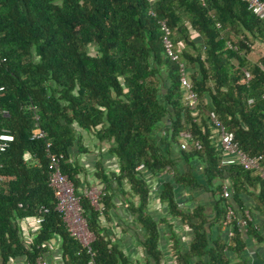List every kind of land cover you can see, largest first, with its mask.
<instances>
[{"label":"trees","instance_id":"1","mask_svg":"<svg viewBox=\"0 0 264 264\" xmlns=\"http://www.w3.org/2000/svg\"><path fill=\"white\" fill-rule=\"evenodd\" d=\"M162 21L177 62L165 56ZM180 65L197 95L193 108L185 101ZM211 112L264 165V20L241 0H0V135L13 136L0 152V264H48L54 239L63 264H88L91 258L95 264H126L101 227L113 206L111 179L118 186L125 180L138 197L132 208L147 230L146 254L161 264L159 223L146 212V177L167 170L174 171L173 182L162 185L159 200L192 233L189 249H179L175 264H204V258L206 264H231L227 252L238 254L243 245L237 220H225L227 208L241 218L248 211V233L264 243L263 226L258 231L254 218L258 213L264 219V183L253 171L220 165ZM37 130L44 137L32 139ZM183 133L191 135L187 150L178 141ZM88 140L95 149L97 142L108 144V155L118 161V174L111 177L101 164L97 171L95 166L103 186L97 188L98 208L83 194L92 188L81 179L85 170L78 160L90 153ZM48 142V152L64 157L60 172L72 183L94 237L92 256L56 209ZM177 158L197 161L198 176L176 172ZM202 185L216 197L212 219L203 206L186 211L176 198L177 189ZM224 186L228 199L221 197ZM243 195L255 197L251 208ZM37 219L33 230L27 221ZM223 225L232 231L229 243L209 232ZM170 238L177 249V235Z\"/></svg>","mask_w":264,"mask_h":264},{"label":"crops","instance_id":"2","mask_svg":"<svg viewBox=\"0 0 264 264\" xmlns=\"http://www.w3.org/2000/svg\"><path fill=\"white\" fill-rule=\"evenodd\" d=\"M194 37H197V35H194ZM180 139L183 143L184 137L182 134ZM107 149L108 144L97 142L95 151H90L88 154H81L78 157L80 166L85 170L84 174H81V179H85L92 187H101L99 180L94 177L95 166L97 171L98 164H101L108 177H111L112 172H115L116 175L118 174V161L114 156L108 155ZM175 153L176 151L174 150V158L176 157L174 155ZM177 159L176 166L174 167L176 172L182 174L193 173L194 176L195 174L198 176V171L194 170L200 168L197 161L186 163L185 161L179 160V158ZM173 175L174 171L167 170L157 175V177H146L147 185L150 188L146 212L159 223L158 250L161 253V264H175L176 253L179 249L182 252L187 251L192 239L191 229L186 224H182L180 219L170 216L167 207L159 200V191L162 185L169 181L173 182ZM111 181L113 206L109 210L108 215L101 218V227L104 230L103 235L110 241V245L117 246L118 250L125 257L126 264H153L147 256L143 245L144 239L147 237V230L137 221V214L132 208L139 204L138 197L131 195L130 186L125 180L121 182V186H118L116 181L112 179ZM213 183L214 185L217 184L215 181ZM211 190L208 186L203 185L194 189H177L176 192L178 194L176 198L178 197L179 206L186 209V211H192L198 206H203L207 218L212 219L214 217L216 197H213L214 194ZM223 190L229 192L227 186L223 187L222 192ZM242 200L245 206L251 208L255 197L253 195H243ZM254 216L258 231L263 226L264 232V219L260 218L258 213ZM238 217L241 218L239 214ZM163 219L166 222H161ZM209 232H212V238L216 239L220 237L224 242L229 243V232L232 231L223 225L220 229L211 227ZM171 233H175L178 237L177 249H175V243L170 238ZM240 242L243 245L240 253L227 252L231 264H264V243H258L248 233V229L240 232ZM47 261L48 264H63L57 239H54L49 246ZM22 262L20 261L19 264H22ZM207 262L208 258H204V264ZM190 264H198V262L196 259H192L190 260Z\"/></svg>","mask_w":264,"mask_h":264},{"label":"built area","instance_id":"3","mask_svg":"<svg viewBox=\"0 0 264 264\" xmlns=\"http://www.w3.org/2000/svg\"><path fill=\"white\" fill-rule=\"evenodd\" d=\"M243 3H245L246 8L249 12H251L255 17L258 19L264 20V2L261 0H241ZM161 30L163 31V47L165 56L169 58L173 62L178 61V56L175 54L173 50L172 42L169 39L170 31L166 26V23L164 21L160 22ZM180 72H181V78L180 83L185 91V101L193 108L195 107V104L197 103V95L192 90V84L189 82V80L186 77L185 73V67L183 65H180ZM245 78L247 80H250V74L246 71L245 72ZM252 100H249V103H251ZM210 122L214 126L215 130L218 133V141H219V147L222 151V154L224 157L220 161L221 166H229V165H237L242 167L243 170L247 171H253L254 173H257L264 183V165L262 163V157L260 156H250L246 154L239 146V143L235 140L234 133L231 131H228L219 121H217L216 116L213 112L209 115ZM184 142L180 145V148L182 150H187L188 145L186 140H191L190 133H183ZM44 133L40 130H37L33 133L32 139H38L43 138ZM13 136L9 133H3L0 135V152H3L7 147L8 143L12 142ZM193 147L196 149H200L201 145L198 141L193 142ZM46 150L48 152L49 149H51V143H46ZM48 158V168L50 170L49 175V183L50 186L53 187L57 191V210L63 214V219L67 224L68 230L71 233L72 236L76 237L78 241L86 248H88V253L92 256L91 249L89 247L90 243L93 241V239L89 242L83 240L84 237L90 233L85 218L81 214V206L79 202V198L74 195V189L72 183L67 179L66 176H64L60 172V163L64 159L62 154H54L52 152H48L47 154ZM142 166H139L138 169H140ZM83 194L86 195L91 204L94 205L96 208H98V198L100 192L97 188L92 187L88 190H84ZM94 194L95 197L92 195ZM222 198L228 199L229 198V192L227 190H223ZM225 220L226 222H230L233 220H237V225L239 228V231H245L247 230V223L251 220L248 213L245 214L244 218H238L236 217V214L234 210L231 208L226 209L225 213ZM38 223L41 222V219H37ZM37 223V224H38ZM91 234V233H90ZM92 235V234H91ZM93 236V235H92ZM232 236V232H229V237ZM83 240L84 243L81 241ZM37 264H45L42 261H37ZM88 264H95L93 258H91L88 261Z\"/></svg>","mask_w":264,"mask_h":264},{"label":"rangeland","instance_id":"4","mask_svg":"<svg viewBox=\"0 0 264 264\" xmlns=\"http://www.w3.org/2000/svg\"><path fill=\"white\" fill-rule=\"evenodd\" d=\"M258 49H259V48H258ZM262 49H263V48H262ZM254 57L256 58V56H254ZM86 137H89V136L86 135ZM178 141H179L180 143H182V140H181V139H178ZM85 143L88 145V148L90 149V151H95V150H94L95 148L93 149L92 145L89 143V140L86 141ZM92 195L95 197L94 194H92ZM84 238H85V239H83V240L89 242V241H91V240L93 239V236H92L90 233H88ZM83 240H81V241L84 243Z\"/></svg>","mask_w":264,"mask_h":264},{"label":"clouds","instance_id":"5","mask_svg":"<svg viewBox=\"0 0 264 264\" xmlns=\"http://www.w3.org/2000/svg\"><path fill=\"white\" fill-rule=\"evenodd\" d=\"M25 159H29V157H28V156H26V157H25ZM27 223H30V224H32V225H33V230H35V225L38 223V221L29 220V221H27Z\"/></svg>","mask_w":264,"mask_h":264}]
</instances>
